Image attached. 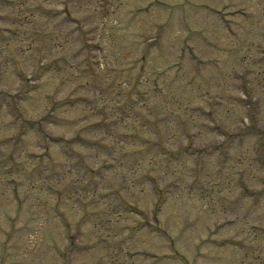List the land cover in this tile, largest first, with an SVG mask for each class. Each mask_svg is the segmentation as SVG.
Returning <instances> with one entry per match:
<instances>
[{
  "label": "rangeland",
  "instance_id": "374dc122",
  "mask_svg": "<svg viewBox=\"0 0 264 264\" xmlns=\"http://www.w3.org/2000/svg\"><path fill=\"white\" fill-rule=\"evenodd\" d=\"M148 1L0 0V264H264V0Z\"/></svg>",
  "mask_w": 264,
  "mask_h": 264
}]
</instances>
